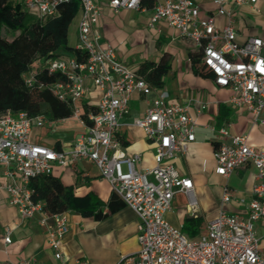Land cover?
I'll return each mask as SVG.
<instances>
[{
    "label": "built area",
    "instance_id": "obj_1",
    "mask_svg": "<svg viewBox=\"0 0 264 264\" xmlns=\"http://www.w3.org/2000/svg\"><path fill=\"white\" fill-rule=\"evenodd\" d=\"M21 11L46 20L60 14V5L70 0H14ZM114 10H142L147 0H107ZM259 0H215L218 13L228 16L220 28L215 15L202 16L194 0H156L149 20L150 27L161 21L177 29L202 49V63L212 72L219 87L232 90L227 102L247 109L255 122L264 125V38L251 36L238 41L234 27V10L226 5H254ZM81 18L78 45L83 54L64 51L57 57L40 59L23 77L28 87H47L38 74L45 68L59 73L50 88L73 108V116L82 126L69 149L35 143L31 140L34 126L54 123L44 115L31 117L27 111L8 110L0 113V167L8 181L4 185L10 204L16 206L23 220L41 214L49 246L56 264H69L62 250V240L69 231L68 210L49 213L44 201L33 199L31 180L54 173L55 165L63 167L80 160L94 163L113 191L139 217L140 249L134 264H264V254L256 231V222L264 218V147L248 143V134L233 135L227 125H209L218 132L215 148L216 171L228 177L237 168L252 164L257 169V182L252 197H238L228 187L223 201L237 199L247 209L245 216L221 209L209 220L206 230L191 240L166 218L178 192L188 196L192 207L197 204L195 184L190 176L180 173L174 163L179 154H186L197 138V120L189 113V103H168L169 92L153 86L136 70L124 64L117 50L102 40L98 28L101 14L95 0H80ZM91 82V83H89ZM93 91L100 97L93 107L85 101ZM140 93L148 99L144 114L134 118L146 137L154 142L156 165L139 169L140 153L128 155L120 134L122 119L132 110V96ZM92 106V107H90ZM207 105L202 104L205 109ZM94 108V109H93ZM6 243L12 242L11 230ZM77 264H89L77 259ZM16 264H35V259H22Z\"/></svg>",
    "mask_w": 264,
    "mask_h": 264
},
{
    "label": "crops",
    "instance_id": "obj_2",
    "mask_svg": "<svg viewBox=\"0 0 264 264\" xmlns=\"http://www.w3.org/2000/svg\"><path fill=\"white\" fill-rule=\"evenodd\" d=\"M95 1L101 9L98 28L103 42L112 45L121 61L136 71L144 62H159L166 58L171 68L161 88L169 92L168 103H189V113L197 120L196 140L189 145L186 154H179L174 159L180 173L192 177L197 204L192 207L186 193H176L172 209L166 215L167 220L191 240H196L206 230L208 221L217 217L221 209L245 216L247 209L244 204L237 199L224 202L223 195L228 187L238 197L251 198L257 182V169L247 164L228 177L217 173L215 148L219 135L209 125L225 124L233 135L246 133L248 143L256 147H264V125L255 122L247 109L227 102L233 94L232 90L215 84L213 76L203 71L202 58L193 64L190 55L199 51L194 41L182 36L166 21H161L156 27L149 26L156 0H147L142 10H114L107 0ZM194 1L200 7L202 16H216L218 27L228 23V16L218 13L219 5L215 0ZM226 7L234 10V27L239 42L251 36L264 38V0L241 6L230 2ZM77 17L78 38L81 11ZM99 97L100 93L93 91L85 103L94 107ZM203 103L207 105L205 109L202 108ZM131 104V113L122 119L120 128L123 149L128 155L140 153L142 160L138 168L150 169L156 165L154 142L133 123L134 118L144 114L148 99L136 92ZM42 127L55 135L53 142H45L36 134V129ZM81 130L78 120L69 117L34 126L31 140L55 148L59 142L61 148L57 149L65 150L73 145ZM54 174L64 184L72 185L77 196L90 195L91 202L95 204L93 212L87 214L68 210L69 231L62 240V250L69 264H77V259L87 260L89 264H134V260L128 262L124 259L135 257L140 249L139 217L113 191L111 183L101 176L99 168L90 161L80 160L67 167L55 165ZM7 181L4 168L0 167V264H16L30 258L35 259V264H56L46 228L40 223L42 215L38 213L32 219L23 220L18 208L8 201L4 189ZM8 230H11L12 237L9 244L5 241ZM256 231L264 254V218L256 222Z\"/></svg>",
    "mask_w": 264,
    "mask_h": 264
},
{
    "label": "trees",
    "instance_id": "obj_3",
    "mask_svg": "<svg viewBox=\"0 0 264 264\" xmlns=\"http://www.w3.org/2000/svg\"><path fill=\"white\" fill-rule=\"evenodd\" d=\"M80 11V0H70L60 5L59 15L42 21L21 11L14 0H0V113L25 110L31 117L44 115L51 121L73 116L72 106L50 88L60 77L59 73L43 68L37 76L47 86L43 88L28 87L23 75L40 59L48 60L64 51L82 58L83 54L69 41L70 27ZM6 31L18 34L9 38ZM190 56L195 65L202 58V49ZM170 68V63L163 58L159 62H144L137 72L153 86L162 87ZM203 71L206 70L203 68ZM208 73L213 76L212 72ZM30 187L33 199L44 201L49 213L77 210L87 214L94 210L90 195L77 196L74 187L64 184L54 173L33 178Z\"/></svg>",
    "mask_w": 264,
    "mask_h": 264
},
{
    "label": "rangeland",
    "instance_id": "obj_4",
    "mask_svg": "<svg viewBox=\"0 0 264 264\" xmlns=\"http://www.w3.org/2000/svg\"><path fill=\"white\" fill-rule=\"evenodd\" d=\"M77 22H78V17L75 18V20L73 21V24L70 27L69 30V41H70V45H72L73 47H76L79 43L78 38H77V33H76V28H77ZM16 34H18L17 32L11 31V32H7L6 31V35L9 38H14V36H16ZM36 134L42 138L43 140H45V142H53L55 140V135H53L52 133H48L46 132V128L42 127V128H37L36 129Z\"/></svg>",
    "mask_w": 264,
    "mask_h": 264
}]
</instances>
